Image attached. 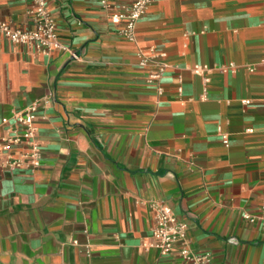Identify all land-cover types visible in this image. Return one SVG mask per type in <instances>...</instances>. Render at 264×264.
Returning <instances> with one entry per match:
<instances>
[{
    "label": "crops",
    "instance_id": "crops-1",
    "mask_svg": "<svg viewBox=\"0 0 264 264\" xmlns=\"http://www.w3.org/2000/svg\"><path fill=\"white\" fill-rule=\"evenodd\" d=\"M135 1L47 0L80 60L0 39V122L38 104L43 151L34 173L0 168V264H185L152 247L153 200L210 264H264L244 218L264 213V0H156L130 42L112 16ZM31 9L0 0V20L30 30Z\"/></svg>",
    "mask_w": 264,
    "mask_h": 264
},
{
    "label": "built area",
    "instance_id": "built-area-1",
    "mask_svg": "<svg viewBox=\"0 0 264 264\" xmlns=\"http://www.w3.org/2000/svg\"><path fill=\"white\" fill-rule=\"evenodd\" d=\"M32 5L30 11L33 28L22 30L14 28L9 22L0 20V39L18 46H26L36 52L49 55L57 51H67L74 60L81 56L72 51L60 39L58 26L53 17L47 0H22ZM103 8H110L111 0H99ZM156 0H136L122 11L112 16L116 24L122 23L121 35L130 42H136L137 25ZM150 52L140 51V65L149 67L148 82L161 80L168 69V64L157 61V56ZM235 65L222 68L223 72L235 71ZM194 73L201 75L209 73L207 66H196ZM50 100L44 101L43 108H47ZM40 106L32 104L23 111L13 114L10 118H3L0 122V168L8 172L27 169L34 173L41 166L43 159L42 147L38 139ZM224 142L228 144L225 136ZM152 212L154 226L152 235L155 238L153 248L162 256L172 255L177 245H180L179 256L185 264H210V253H196L190 246L187 237V225L178 220L173 209L165 202L153 200L148 202ZM244 218L251 223L260 221L264 229V213L260 217L244 214ZM90 254V251L88 252Z\"/></svg>",
    "mask_w": 264,
    "mask_h": 264
}]
</instances>
